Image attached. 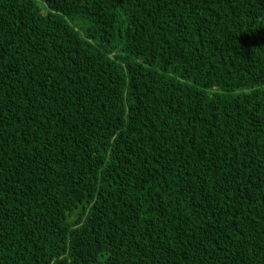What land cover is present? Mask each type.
<instances>
[{
  "label": "trees",
  "instance_id": "trees-1",
  "mask_svg": "<svg viewBox=\"0 0 264 264\" xmlns=\"http://www.w3.org/2000/svg\"><path fill=\"white\" fill-rule=\"evenodd\" d=\"M0 264H264V0H0Z\"/></svg>",
  "mask_w": 264,
  "mask_h": 264
}]
</instances>
